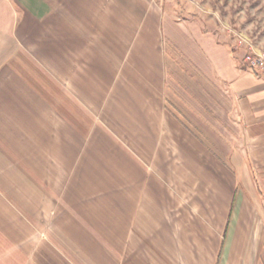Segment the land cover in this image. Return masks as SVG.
Segmentation results:
<instances>
[{"label":"crops","instance_id":"0c3cea01","mask_svg":"<svg viewBox=\"0 0 264 264\" xmlns=\"http://www.w3.org/2000/svg\"><path fill=\"white\" fill-rule=\"evenodd\" d=\"M175 4L0 0V264H264V75Z\"/></svg>","mask_w":264,"mask_h":264},{"label":"rangeland","instance_id":"374dc122","mask_svg":"<svg viewBox=\"0 0 264 264\" xmlns=\"http://www.w3.org/2000/svg\"><path fill=\"white\" fill-rule=\"evenodd\" d=\"M165 2L176 3L178 8L175 7V10H178L176 13L181 19V30L191 31L194 35L191 39L196 42L199 53L196 60H191V64L199 76L212 79L218 74L227 73L225 54L235 66L241 64V57L244 61L249 57L264 58V0ZM165 9L169 16V9ZM187 15L192 16V21L186 20Z\"/></svg>","mask_w":264,"mask_h":264},{"label":"built area","instance_id":"2783aa9c","mask_svg":"<svg viewBox=\"0 0 264 264\" xmlns=\"http://www.w3.org/2000/svg\"><path fill=\"white\" fill-rule=\"evenodd\" d=\"M243 62L248 66L249 69L255 70L264 75V58L257 57L253 59V57H249Z\"/></svg>","mask_w":264,"mask_h":264},{"label":"trees","instance_id":"16d2710c","mask_svg":"<svg viewBox=\"0 0 264 264\" xmlns=\"http://www.w3.org/2000/svg\"><path fill=\"white\" fill-rule=\"evenodd\" d=\"M253 71H255V70H253ZM256 72V71H255ZM256 73H258V72H256Z\"/></svg>","mask_w":264,"mask_h":264}]
</instances>
